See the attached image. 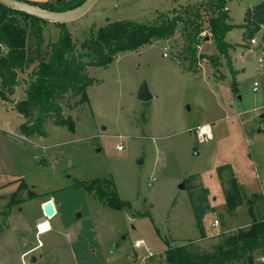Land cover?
<instances>
[{
  "label": "rangeland",
  "instance_id": "obj_1",
  "mask_svg": "<svg viewBox=\"0 0 264 264\" xmlns=\"http://www.w3.org/2000/svg\"><path fill=\"white\" fill-rule=\"evenodd\" d=\"M216 1L99 0L65 27L84 39L108 22H154L160 13L187 4L203 7L209 18ZM263 1L228 0L229 22L236 26L226 40L233 47L218 67L205 58L197 72L185 70L177 58L184 43L180 33L121 52L109 66L89 67L97 80L88 87L89 101L77 105L70 97L64 103L75 131L57 125L54 117L44 121L43 134L23 130L29 120L14 107L27 88L26 72H20L22 84L9 101L0 99V264H74V247L85 254L79 264H136L147 249L155 254L144 264H171L167 241L173 246L195 241L194 252L213 251L226 236L264 222V26L249 47L240 26L246 11ZM60 30L47 24L46 42L56 40ZM204 32L198 52L218 54L212 33ZM143 87L151 98L139 97ZM225 164L239 185L241 204L233 212L225 193L232 188L230 168L223 180L218 174ZM97 178L130 207L109 206L89 187ZM18 191L20 201L11 204ZM53 194L64 200L62 218L41 217ZM203 207L201 228L196 209ZM47 219L53 230L38 234L39 225L42 232L50 229L42 222ZM75 233L79 242L72 243ZM140 239L145 245L135 247ZM249 255L227 264H249ZM250 256L255 264L264 262V249Z\"/></svg>",
  "mask_w": 264,
  "mask_h": 264
},
{
  "label": "trees",
  "instance_id": "obj_2",
  "mask_svg": "<svg viewBox=\"0 0 264 264\" xmlns=\"http://www.w3.org/2000/svg\"><path fill=\"white\" fill-rule=\"evenodd\" d=\"M25 1L50 10L64 11L81 5L85 0ZM227 2L228 0H217L214 3V14L209 18L204 14L203 7L181 5L173 8L171 12L160 13L154 22H108L97 30L92 29L84 39L74 38L65 27L66 23H54L61 27V30L56 40L48 42L44 31L45 26L51 22L0 3V99L9 101L16 87L22 84L20 72H26L25 97L14 106L29 120L22 124L23 130L30 134H43L44 121L48 117H54L57 125L75 131L76 123L73 117L64 115L65 101L76 97L74 103L77 105L88 102V87L97 82L88 73V68L109 66L121 52L135 51L180 33L184 43L177 58L185 70L197 72L198 63L205 58L215 67L221 65V55L227 56L229 49L233 47V44L226 40V35L236 26L229 22ZM240 26L245 28L244 46L249 47L264 26V1L246 11L245 22ZM206 28L212 33L218 54L206 55L198 52L204 38L202 32ZM226 166L230 168L229 181L232 188L225 189V193L228 209L233 212L241 204V197L230 165L218 167L219 177L224 179ZM89 187L94 188L113 208L119 209L127 205L130 207L127 201L119 197L116 190L107 193L100 186L98 178L92 180ZM20 192L11 194V204L20 201ZM205 207L203 210L196 209L198 225L201 228L203 215L206 213ZM202 236H206L204 231ZM194 242L173 246L167 241L166 258L169 263L227 264L234 259L240 260L245 254L251 255L256 250L264 249V222H253L248 229H240L226 236L213 251L194 252ZM250 255L249 264H255Z\"/></svg>",
  "mask_w": 264,
  "mask_h": 264
},
{
  "label": "water",
  "instance_id": "obj_3",
  "mask_svg": "<svg viewBox=\"0 0 264 264\" xmlns=\"http://www.w3.org/2000/svg\"><path fill=\"white\" fill-rule=\"evenodd\" d=\"M99 0H85L81 5L64 11H55L47 8H43L38 4H34L25 0H0V3L17 10H21L28 14L42 18L52 23H67L76 20L86 13H88ZM139 97L143 100L151 98V94L148 92L146 87H143L140 91ZM264 116V113L261 114ZM142 161V160H141ZM183 187V186H182ZM44 215L48 218L52 217L56 208L52 200H47L43 204ZM35 260V257H33Z\"/></svg>",
  "mask_w": 264,
  "mask_h": 264
},
{
  "label": "crops",
  "instance_id": "obj_4",
  "mask_svg": "<svg viewBox=\"0 0 264 264\" xmlns=\"http://www.w3.org/2000/svg\"><path fill=\"white\" fill-rule=\"evenodd\" d=\"M29 1H32V2H44V1H46V0H29ZM211 132V131H210ZM211 134H212V132H211ZM12 194H14V193H12ZM52 200L53 201V203H54V206H55V208H56V212H55V214L52 216V218H54L55 216L58 218H62V215L60 214V213H62L63 214V212H64V206H63V201L64 200H62V201H59L57 198H56V196L53 194V195H51L50 197H48L47 199H46V201L47 200ZM45 201V202H46ZM62 202V203H61ZM60 209H59V208ZM42 210V212H40V216L42 217L43 215H44V211H43V205H42V208H41ZM11 214H13L12 212L10 213V215ZM9 215V216H10ZM59 215V216H58ZM39 216V217H40ZM45 216V215H44ZM46 217V216H45ZM45 221H48L49 223H50V229L48 230V231H45V232H41L40 230H39V233L38 234H41V233H48V232H50V231H52L53 230V227H54V225H53V222H51L50 220H43L42 222H45ZM41 222V223H42ZM10 223V222H9ZM40 223V224H41ZM71 229L73 230L74 229V227L73 226H71ZM77 235H78V233L76 234L75 233V236L73 237V239L71 240V242L72 243H77V242H79V235H80V233H79V235H78V237H77ZM69 238H72V237H69ZM37 249V247H33V248H31V249H29V250H27L26 252L27 253H31L33 250H36ZM32 250V251H31ZM75 250H78V248H72V250L70 251L71 253H70V255H71V258H72V261H74V264H79L80 262H79V260H80V256L82 255V256H84L85 254H83L84 253V251H82V252H79V253H77ZM96 250V249H95ZM98 250V249H97ZM31 251V252H30ZM51 251H53V250H49L48 252H51ZM57 251H59V250H57ZM47 252H43V255H45ZM81 254V255H80ZM42 254H40V256H43ZM33 257H35V260H37V256H35V255H33ZM34 260V259H33ZM84 264H89V262L88 261H85L84 262Z\"/></svg>",
  "mask_w": 264,
  "mask_h": 264
},
{
  "label": "built area",
  "instance_id": "obj_5",
  "mask_svg": "<svg viewBox=\"0 0 264 264\" xmlns=\"http://www.w3.org/2000/svg\"><path fill=\"white\" fill-rule=\"evenodd\" d=\"M204 33H205V32H202V35H203ZM252 42H254V39H253ZM165 49L167 50L168 48L166 47ZM163 54H164V56H169V52H168V51H164ZM260 60H261V62H262V61L264 60V58H261ZM254 90H257V82L255 83ZM210 136H211V135H208V136L205 137V138H209ZM118 148H119V149H122V148H123V144L118 145ZM218 223H219V221L216 219V220L213 222V226H217ZM143 245H145V242H144L142 239L137 240V241L135 242V247H141V246H143ZM147 251H148V253H147L146 255L142 256V258H141L140 260H137V258L135 257L136 264H144L145 261H146V259H149V258H151L152 256H154L155 253H154L153 251H151V250H149V249H147Z\"/></svg>",
  "mask_w": 264,
  "mask_h": 264
},
{
  "label": "bare ground",
  "instance_id": "obj_6",
  "mask_svg": "<svg viewBox=\"0 0 264 264\" xmlns=\"http://www.w3.org/2000/svg\"><path fill=\"white\" fill-rule=\"evenodd\" d=\"M204 131L207 132L209 131V126L208 125H204ZM210 132V131H209ZM211 133V132H210ZM39 230L42 232V228L41 226L39 225Z\"/></svg>",
  "mask_w": 264,
  "mask_h": 264
},
{
  "label": "snow or ice",
  "instance_id": "obj_7",
  "mask_svg": "<svg viewBox=\"0 0 264 264\" xmlns=\"http://www.w3.org/2000/svg\"><path fill=\"white\" fill-rule=\"evenodd\" d=\"M44 227H47V225H45Z\"/></svg>",
  "mask_w": 264,
  "mask_h": 264
}]
</instances>
